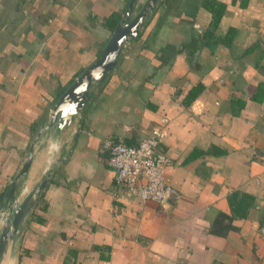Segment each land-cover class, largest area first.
Here are the masks:
<instances>
[{"label": "crops", "instance_id": "1", "mask_svg": "<svg viewBox=\"0 0 264 264\" xmlns=\"http://www.w3.org/2000/svg\"><path fill=\"white\" fill-rule=\"evenodd\" d=\"M128 1L0 0V203ZM152 128L175 190L160 204L116 183L101 147ZM51 167L0 264H264V0H157L80 115L34 143L18 201Z\"/></svg>", "mask_w": 264, "mask_h": 264}, {"label": "water", "instance_id": "2", "mask_svg": "<svg viewBox=\"0 0 264 264\" xmlns=\"http://www.w3.org/2000/svg\"><path fill=\"white\" fill-rule=\"evenodd\" d=\"M156 1L144 0L141 4H137L136 0H129L99 55L85 66L56 98L48 121L36 132L27 148L25 159L3 192V199L0 203V219L3 222L0 227V258L9 240H11V246L17 248L24 219L35 202L34 194L40 193L52 171V167L49 168L41 177L38 185L18 201V193L27 174L34 143L46 131L51 130L54 136L57 135L76 115H80L93 87L100 86L107 79L108 73L121 56L124 44L136 37L144 23L145 16L154 7ZM76 134L77 131H75V136Z\"/></svg>", "mask_w": 264, "mask_h": 264}, {"label": "built area", "instance_id": "3", "mask_svg": "<svg viewBox=\"0 0 264 264\" xmlns=\"http://www.w3.org/2000/svg\"><path fill=\"white\" fill-rule=\"evenodd\" d=\"M159 134L158 128H152L135 144L107 136L101 141V147L116 183L139 200L160 204L175 196V190L164 179L169 159L158 148Z\"/></svg>", "mask_w": 264, "mask_h": 264}, {"label": "trees", "instance_id": "4", "mask_svg": "<svg viewBox=\"0 0 264 264\" xmlns=\"http://www.w3.org/2000/svg\"><path fill=\"white\" fill-rule=\"evenodd\" d=\"M205 5L207 7H209L213 13V21L215 22L216 19L219 16V10L222 7V5L220 3H215V4H210L208 2H205ZM119 19V15L116 12H110L108 13V15L105 17L104 19V25L107 27V29H109L110 31H112V29L114 28L117 20ZM196 88H194L193 90H191L189 97H191L192 95L195 94ZM61 92V91H60Z\"/></svg>", "mask_w": 264, "mask_h": 264}, {"label": "rangeland", "instance_id": "5", "mask_svg": "<svg viewBox=\"0 0 264 264\" xmlns=\"http://www.w3.org/2000/svg\"><path fill=\"white\" fill-rule=\"evenodd\" d=\"M96 89V87H93V89L92 90H95Z\"/></svg>", "mask_w": 264, "mask_h": 264}]
</instances>
